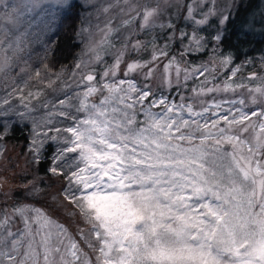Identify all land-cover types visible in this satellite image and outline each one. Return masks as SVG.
Returning <instances> with one entry per match:
<instances>
[{
    "label": "snow or ice",
    "instance_id": "6c2138e0",
    "mask_svg": "<svg viewBox=\"0 0 264 264\" xmlns=\"http://www.w3.org/2000/svg\"><path fill=\"white\" fill-rule=\"evenodd\" d=\"M163 2L165 8L183 7L191 34L171 22L157 25L165 10L159 0L154 7L139 0H85L96 8L97 18L113 9L126 18L115 28L116 14L103 29L97 25L101 38L89 40L70 75L35 70L30 86L32 70L19 64L28 36L21 28L42 0H0V116L31 122L29 163L37 172L48 160L46 143L57 145L47 173L64 181L60 195L74 209L68 215L87 225L77 224V241L34 205H14L11 215L5 209L0 212V264H264V72L241 76L247 65H236L230 52L220 51L221 31L207 38L202 34L215 15L211 0ZM230 16L221 15L220 23ZM156 27L172 30L163 45L155 37L131 39ZM121 28L132 31L117 47L112 37ZM176 39L181 57L211 47L210 61L182 67L169 55ZM149 44L150 59L130 60L120 78L125 57ZM109 55L110 64L104 59ZM161 58H168L166 88L179 90L189 80L198 81L190 97L181 93L176 102L153 91L148 81ZM101 64L98 73L94 65ZM137 73L143 86L131 78ZM218 75L222 84L214 83ZM41 109L42 115L34 114ZM37 180L28 181L27 195L33 198L43 192ZM17 218L23 227L13 231Z\"/></svg>",
    "mask_w": 264,
    "mask_h": 264
},
{
    "label": "rangeland",
    "instance_id": "374dc122",
    "mask_svg": "<svg viewBox=\"0 0 264 264\" xmlns=\"http://www.w3.org/2000/svg\"><path fill=\"white\" fill-rule=\"evenodd\" d=\"M243 0H211L208 4V7L215 6V15H212L208 18V24L202 30L204 32H210V34H216L217 31L221 28L222 24L220 23L221 15L227 16L229 12L231 13ZM7 3H17L18 0H6ZM110 0H96L97 4H107ZM135 2V0H134ZM158 0H139L141 5H147L148 7L156 6ZM190 0H181V4H187ZM161 8H165L163 0H159ZM172 3L175 4V0H172ZM76 6L79 9V16H80V25L78 28V37L76 39L77 43V52L75 56V63L69 69H63L57 72H66V74L70 75L71 72L75 69V65L78 60L81 58L82 52L85 50L86 45L89 43L91 39L92 42H95L101 38L102 33L98 30L97 25H99L100 29H103L105 24L111 18L112 15L116 14V18L112 20V27H117L121 24V20L125 19L126 17L120 16L117 9H113L112 12L105 15L103 12L99 13V17L97 18V12L95 7H89L85 4V0H42L41 8L37 9L35 12L30 13L24 17V21L22 24L21 30H26L28 32V36L26 37V42L24 46V51L20 54L22 56V60L19 61L21 66H28L32 70V74L34 77L35 70H40L42 73L46 72L44 69V61H48L49 56H46L47 52L51 49L52 51V43L55 41V34L57 32V21L59 17L62 15L66 16L69 12L70 7ZM264 8V0L261 1L260 7ZM184 9L183 7L177 11L176 7H167L165 8L164 12L157 18L156 23L157 25L163 23H173L175 25L176 30H183L189 34L192 32V26L187 23L183 19ZM34 17V19H33ZM215 20L217 24V28L213 25H209L210 20ZM136 30H139V18L137 19L136 24L133 26ZM243 28L249 29L250 25H246L245 23L242 25ZM87 29V31H81V29ZM132 31V28H121V31L116 33L112 39L116 43L117 47L123 42L125 35ZM170 29H161L156 27L152 29L150 32H138V35L132 36V40L139 39L141 41L150 42L152 41L153 37L156 38V43L158 45H163L165 40L168 39V33L171 32ZM176 36H179V31L175 32ZM116 37H119L117 39ZM179 44L178 50L181 51V44L179 39H176L172 42L171 50L174 49L176 44ZM152 53V46L149 44L146 50L142 51L141 53L137 54L136 52H130L129 56L125 57V62L121 64L119 70V77L123 78L124 70L127 66V63L130 60L137 59V60H148L151 57ZM107 63H111L113 57L111 55L106 56L104 58ZM168 62V58H161L158 62L159 67L154 73V77L152 80L148 81V83L152 86L153 91L157 95H164L167 96L170 90L178 91L184 94L186 97H190L192 95L191 89L192 87L198 84V81L189 80L187 82V87H181L179 90L173 86L171 89H168L164 86V65ZM97 68V71L102 70L104 65H94ZM18 71L14 69L13 74ZM220 72L223 73L224 69H220ZM56 73V72H54ZM49 74V73H48ZM53 74V73H52ZM79 75L76 76V80H79ZM139 85L143 86L144 79L143 76L139 73L134 74L132 77ZM19 80V78H17ZM35 77L32 81L29 82V85H33L35 83ZM201 80L204 78L201 77ZM223 75L217 77V83H223ZM72 87L75 88V84L73 81L69 80ZM10 83V81H9ZM183 84V81H181ZM43 88V85H40ZM80 91V89H75ZM27 91V89L25 90ZM48 92V96L54 98L53 93L51 90H46ZM71 91V89H70ZM4 95V90L0 88V96ZM223 95V94H221ZM60 98H64L60 96ZM97 102L99 101L100 97H94ZM204 99H211V96L204 97ZM13 104H16L19 107L18 101L13 98ZM35 103V101H34ZM5 107H8L7 105ZM159 110V109H156ZM259 109H257L258 111ZM44 112L43 109L40 110L39 113L42 115ZM255 119V118H254ZM15 126H22L27 131V142L25 144L18 142V143H8L3 138L0 139V211L3 212L5 209L8 210L7 214L11 215L13 206L11 202L13 201L12 198L17 199L15 205L20 203H27L28 199L33 198L28 196L27 194L24 196L15 195V190L24 187L23 184L28 185V181H32V176L34 175L35 167L29 163V146L30 140L32 138V125L31 122L22 121L19 117L10 114L8 116H0V137H4V135L9 131V128ZM55 134V133H51ZM46 145H50L52 147V155L54 154V150L57 145L54 142L48 141ZM49 179L51 182H58L59 185L55 186V189L61 193L64 184L62 183L61 179L57 177L49 175ZM64 203L68 204L70 207L72 204L68 203L64 200L63 196L60 195ZM73 207V206H72ZM23 225L21 224L19 218L16 219L15 223L12 225V230L16 231L22 228Z\"/></svg>",
    "mask_w": 264,
    "mask_h": 264
},
{
    "label": "trees",
    "instance_id": "16d2710c",
    "mask_svg": "<svg viewBox=\"0 0 264 264\" xmlns=\"http://www.w3.org/2000/svg\"><path fill=\"white\" fill-rule=\"evenodd\" d=\"M263 0H243L232 12L230 18L219 29L222 33L223 43L220 51L230 52L233 56L236 65L246 64L247 71H241V76H247L249 72H264V66L261 65V60L264 59V8L260 6ZM247 20L246 25H250L249 29L242 27L244 21ZM80 25L79 9L74 6L69 8V12L66 16L62 15L57 21V32L54 36L55 41L52 43L51 49L47 52L46 56H49L48 61H44V64L48 65V69H44L49 74L54 72L69 69L75 63V56L77 52L76 39L78 37V28ZM209 25L215 26L217 24L215 20H210ZM207 38L210 32L202 33ZM179 44L174 46V49L170 51V56H175L177 60L182 61V67L184 66H199L205 64L211 59V47L205 52H189L186 56L181 57L178 50ZM251 62V63H249ZM217 67L219 61L216 62ZM254 64V68H253ZM222 75H218L220 77ZM217 83V81H214ZM212 86V85H209ZM180 92L170 90L167 94V98L171 101L179 102ZM185 94V93H184ZM254 119V118H253ZM3 139L8 143L21 142L25 144L27 142V131L22 126H15L9 128V131L4 135ZM52 147L46 145V151L44 155L48 157V160L43 162L38 169L33 168L34 175L32 181L37 180L38 184L43 188L41 196L37 198L28 199L30 205H34L42 212H45L48 217L55 220L59 224L65 226L72 236L79 241L77 236V224L87 228V225H83L79 216L73 218L68 215V212L74 211L73 207L64 203L59 195V192L55 189L56 185L60 186L58 182H51L47 168L51 162ZM64 182L62 183V185ZM23 184L24 187H20L15 190V195L24 196L28 192L30 185ZM61 187V186H60ZM56 198V200L53 199ZM11 205L14 206L17 199L12 198ZM59 204L62 205L58 206ZM1 212V211H0Z\"/></svg>",
    "mask_w": 264,
    "mask_h": 264
}]
</instances>
